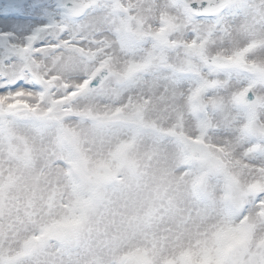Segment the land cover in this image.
Wrapping results in <instances>:
<instances>
[{
  "label": "snow or ice",
  "instance_id": "6c2138e0",
  "mask_svg": "<svg viewBox=\"0 0 264 264\" xmlns=\"http://www.w3.org/2000/svg\"><path fill=\"white\" fill-rule=\"evenodd\" d=\"M0 264H264V0H11Z\"/></svg>",
  "mask_w": 264,
  "mask_h": 264
},
{
  "label": "rangeland",
  "instance_id": "374dc122",
  "mask_svg": "<svg viewBox=\"0 0 264 264\" xmlns=\"http://www.w3.org/2000/svg\"><path fill=\"white\" fill-rule=\"evenodd\" d=\"M11 0H0V15H7Z\"/></svg>",
  "mask_w": 264,
  "mask_h": 264
}]
</instances>
